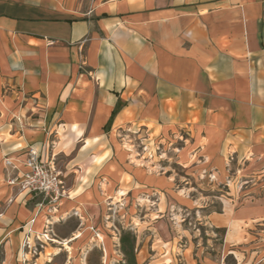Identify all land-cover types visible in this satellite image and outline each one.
<instances>
[{
    "label": "crops",
    "instance_id": "1",
    "mask_svg": "<svg viewBox=\"0 0 264 264\" xmlns=\"http://www.w3.org/2000/svg\"><path fill=\"white\" fill-rule=\"evenodd\" d=\"M138 139L172 151L133 150ZM31 147L70 180L56 206L39 209L8 183L16 172L5 158L25 170ZM170 161L198 181L214 174L224 183L233 168L238 179L264 178V0H0L1 264H31L25 236L45 232L36 264H90L95 248L98 264L119 263L106 207L134 223V208L147 215L149 200L197 205ZM237 188L240 203L228 199L212 218L226 229L218 254L174 252V240L153 233L138 264H225L230 254L264 264L248 229L264 220V198L255 182ZM75 213L77 231L49 230Z\"/></svg>",
    "mask_w": 264,
    "mask_h": 264
},
{
    "label": "rangeland",
    "instance_id": "2",
    "mask_svg": "<svg viewBox=\"0 0 264 264\" xmlns=\"http://www.w3.org/2000/svg\"><path fill=\"white\" fill-rule=\"evenodd\" d=\"M182 135L183 138L186 137L185 133ZM180 140L181 139H178L177 141L181 142ZM138 141L139 142L134 144V147L131 148H133V150L136 148L139 152L152 151L159 154L164 150L171 152V147H173L170 146V143L163 141L159 143L152 141L150 143H143L141 139H138ZM125 146L129 145L126 144ZM60 166H62L61 163L59 164V167ZM169 167L172 172L177 173V178L180 180L182 189H184V185L187 184L195 187V189H193L191 192L192 197H194L195 200L197 199L198 202L195 207H167L165 205V202L167 201H165L164 198V203L159 206L149 200L147 215H143L146 209L139 204L134 208V212H136V214L138 213L136 216H134V223H131L132 219L130 214H126L125 210L114 213V211L109 209V207H106V212L111 214V218H114L116 223V226H112V229L115 231L119 241L124 230H131L136 235L137 256L141 246L145 244L148 247V245L153 242V238L156 235H159L162 238V241L174 240V252H178V250L179 252L181 250H186V253L194 255L196 253H200L201 250H203L204 253L208 252L212 255H216L222 247L224 234L222 231L216 229L218 227H216L215 223L212 222V218H216L224 212V204L228 201V199L237 198L238 202L242 200L245 190L242 188L238 189L237 186H239V184H243L244 182H249V184H254L255 182V184L258 186V189L254 192V194L264 198V178L257 176L256 181H254V179H251L250 176H246V178L243 179V177L239 175L238 179L234 174L237 171L236 168L232 169L233 174L229 176V180L221 183L220 180L216 179V175L214 174H209L205 177L203 176L201 181L195 180V178L187 176L184 168L173 161H170ZM69 181V178H67V183H64V186L69 184ZM213 183H216V186H214ZM2 184L6 187L5 181ZM40 199L42 200L41 196H37L35 198L36 201ZM142 217H145V219H141ZM49 227H51V225ZM79 227V219L75 213V215H70L66 220L60 223H55L54 228L51 227L49 230L54 229L56 234L62 237L77 231ZM248 229L255 237H258L257 239L255 238V241H260L261 245H264V220H261L259 223L250 224ZM46 230H48V228ZM51 233L52 232H49V234ZM153 233H155V236ZM174 237L177 238L174 239ZM43 238L44 239L36 237L32 240V246L35 248L36 253L31 254L29 256L30 261L27 262L36 264L35 262L37 259L35 256L40 257V253L45 250V246H47L48 242H50L47 241L49 240L48 237L43 235ZM238 249L240 248H234L232 250ZM51 252L52 249L49 247V249L46 250V255L48 256ZM100 254L101 252L98 248L93 249L87 256L89 258L90 264H98L101 256ZM240 256L243 257V255ZM43 259L44 257H42V260ZM122 259H124V254L123 256L121 255V260L117 264H121L123 261ZM165 259L168 261V259H170V255H168V257ZM2 261L3 253L2 246H0V264ZM229 261H231V258H229Z\"/></svg>",
    "mask_w": 264,
    "mask_h": 264
},
{
    "label": "built area",
    "instance_id": "3",
    "mask_svg": "<svg viewBox=\"0 0 264 264\" xmlns=\"http://www.w3.org/2000/svg\"><path fill=\"white\" fill-rule=\"evenodd\" d=\"M4 164L6 168L15 170V174L9 176V185L18 188L19 191L25 192L27 195L36 198L41 196L42 200L36 201L37 207L43 208L45 205H57L66 194L64 181L61 178V172L53 160L44 159L40 152L35 148H30L27 157L23 163L26 167L22 170L12 158H5ZM30 233V232H28ZM49 232H45L44 236L49 237ZM30 235L25 236L23 249L27 255L36 253L32 246ZM27 250V251H26ZM30 261L26 257L25 262Z\"/></svg>",
    "mask_w": 264,
    "mask_h": 264
},
{
    "label": "trees",
    "instance_id": "4",
    "mask_svg": "<svg viewBox=\"0 0 264 264\" xmlns=\"http://www.w3.org/2000/svg\"><path fill=\"white\" fill-rule=\"evenodd\" d=\"M225 234V228H216ZM136 235L131 230H124L120 237V249L124 254V259L121 264H138L136 254ZM231 258V261H229ZM236 258L230 254L226 257L225 264H236Z\"/></svg>",
    "mask_w": 264,
    "mask_h": 264
},
{
    "label": "bare ground",
    "instance_id": "5",
    "mask_svg": "<svg viewBox=\"0 0 264 264\" xmlns=\"http://www.w3.org/2000/svg\"><path fill=\"white\" fill-rule=\"evenodd\" d=\"M77 235H78V233H77ZM66 243H67V241H66Z\"/></svg>",
    "mask_w": 264,
    "mask_h": 264
}]
</instances>
